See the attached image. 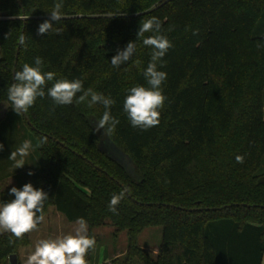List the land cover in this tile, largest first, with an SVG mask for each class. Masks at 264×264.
I'll return each instance as SVG.
<instances>
[{"label":"trees","instance_id":"obj_1","mask_svg":"<svg viewBox=\"0 0 264 264\" xmlns=\"http://www.w3.org/2000/svg\"><path fill=\"white\" fill-rule=\"evenodd\" d=\"M56 2L0 0V103L8 104L0 124H19L14 142H7L14 145L8 159L0 160V181L14 176L12 187L27 183L19 173L31 169H14L9 156L31 140L30 179L48 194L43 215L54 207L69 222L82 217L89 237L91 229L108 224L115 234L126 231L127 251L112 264H261L264 0H63L64 17L52 22L60 33L37 35ZM151 17L161 21L160 34L172 47L157 65L167 73L160 123L144 130L131 125L123 103L131 88L149 87L143 72L152 49L137 33ZM129 42L136 44L132 59L113 67L111 58ZM37 57L42 72L55 79L18 115L8 100L13 71L35 66ZM58 79H81L85 90L113 99L110 111L120 121L115 131H93L105 111L101 104L56 105L47 89ZM41 138L46 143L39 145ZM111 147L129 162L112 155ZM12 187L0 191V204L15 199ZM122 190L125 198L113 214L110 199ZM158 226L162 238L152 256L138 237ZM28 242V234L17 239L1 231L0 260Z\"/></svg>","mask_w":264,"mask_h":264},{"label":"clouds","instance_id":"obj_2","mask_svg":"<svg viewBox=\"0 0 264 264\" xmlns=\"http://www.w3.org/2000/svg\"><path fill=\"white\" fill-rule=\"evenodd\" d=\"M63 0H58L54 8L49 13V19L39 24L37 35L60 33V29L54 28L52 22L58 23L64 13L61 11ZM28 19V18H25ZM145 33H153L145 37ZM161 33V21L157 17H151L140 23L138 29V39L143 38V45L152 49L150 62L144 70L143 75L149 87L142 85L135 86L129 90L123 103V110L133 127L144 130L155 127L160 123V109L163 108L166 96L162 92L161 85L167 79V73L157 68L167 51L172 47L171 42ZM196 31L193 35H196ZM20 45L26 44L23 34L18 37ZM135 42H129L122 50L118 49L117 54L111 58V64L115 68L130 61L135 54ZM139 65V61H136ZM42 60L35 58V66L25 63L22 70L14 73L12 83L8 88V100L12 104V109L18 114L27 113L29 108L34 105L38 97L45 96V86L48 82L55 79V73L48 71L42 72ZM79 95L77 99V94ZM47 95L51 97L56 105H70L76 100L77 103L88 101V107L96 104L103 105L105 111L102 117L94 122L93 131L103 135L112 134L116 126L120 123L119 119L112 116L111 107L115 101L110 97L94 91L92 88L87 90L83 87L81 79L68 80L58 79L47 89ZM90 97V100L88 99ZM47 138H41L39 145L46 143ZM4 145L0 143V150ZM31 140H24L15 151H12L9 159L13 161V168H22L28 157L33 151ZM237 163H244V157L237 155ZM29 172L28 175H32ZM10 195L15 199L0 204V230L10 232L17 239H22L27 233L36 230L37 225L44 221V203L48 200V194L43 189L35 188L31 183H26L22 188L12 187ZM126 190L119 194H113L108 208L113 214H118L117 206L125 198ZM74 234L58 236L54 239H41L35 244L34 251L27 257L26 264H88L86 256L89 250H94L96 240L88 235V225L84 218L76 220Z\"/></svg>","mask_w":264,"mask_h":264},{"label":"rangeland","instance_id":"obj_3","mask_svg":"<svg viewBox=\"0 0 264 264\" xmlns=\"http://www.w3.org/2000/svg\"><path fill=\"white\" fill-rule=\"evenodd\" d=\"M8 108L7 102L0 103V114L3 112V109ZM1 116V115H0ZM16 126H19L17 124ZM14 121L9 119L8 121L0 124V143L4 145L3 150H0V160L8 159V153L10 148L14 147L7 145V142L10 143L11 140L14 142V129L16 128ZM22 135V134H21ZM18 142V138L15 140ZM21 144V142L19 141ZM21 146V145H20ZM32 152V151H31ZM31 155V153H30ZM29 155V156H30ZM26 157V163L23 167H28L29 171H22L19 174V179L27 183H31L33 186L35 182L30 179L32 175H28L29 172H33L34 163L31 161L30 157ZM33 156H36L35 153ZM10 168L8 167L7 170ZM260 172L264 171V158L262 165L259 169ZM0 172V176L3 175ZM15 180V181H14ZM16 183L14 176H10L4 180L0 181V191L9 187L11 184ZM45 219L36 230L27 233L29 242L26 245H19L17 255L19 264H26L27 257L34 251L35 244L41 239H54L58 236L74 234V229L76 227L75 222H69L62 214L57 212L54 207H50L48 212L44 215ZM89 230V227H88ZM2 230H0L1 232ZM114 228L111 225H103L91 229L92 236L96 240V246L94 250H89L86 260L91 261L93 264H112L114 259L121 260L126 251L128 245L127 232L122 231L115 234ZM162 238V227H149L142 231L138 237V245L144 248L149 254L155 256L158 251L159 244ZM0 264H10L9 257L0 260Z\"/></svg>","mask_w":264,"mask_h":264},{"label":"water","instance_id":"obj_4","mask_svg":"<svg viewBox=\"0 0 264 264\" xmlns=\"http://www.w3.org/2000/svg\"><path fill=\"white\" fill-rule=\"evenodd\" d=\"M3 16L2 13H0V18ZM17 57V56H16ZM15 73V71H13V74ZM25 116V115H24ZM27 122L30 124L29 120L26 118ZM31 125V124H30ZM110 153L112 155H114L116 158H118L120 161H125V162H129V158L127 155H124L121 151L111 147L110 148ZM211 210H214L216 208H210ZM9 263L10 264H19V260H18V255L16 253L11 254L9 256Z\"/></svg>","mask_w":264,"mask_h":264},{"label":"crops","instance_id":"obj_5","mask_svg":"<svg viewBox=\"0 0 264 264\" xmlns=\"http://www.w3.org/2000/svg\"><path fill=\"white\" fill-rule=\"evenodd\" d=\"M6 110H7V108L6 109H3V112L0 114L1 116H0V120H2L4 117H5V114H6ZM15 181V180H14ZM16 185V183L14 182V184H11L10 186L12 187V186H15ZM107 261H105L104 263H106ZM104 263H102V264H104ZM93 264V263H92ZM261 264H264V253H263V258H262V263Z\"/></svg>","mask_w":264,"mask_h":264}]
</instances>
